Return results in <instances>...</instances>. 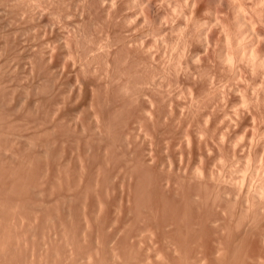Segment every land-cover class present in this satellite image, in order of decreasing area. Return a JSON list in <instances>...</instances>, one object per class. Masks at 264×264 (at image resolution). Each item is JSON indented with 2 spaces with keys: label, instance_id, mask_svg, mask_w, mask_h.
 I'll return each instance as SVG.
<instances>
[{
  "label": "rangeland",
  "instance_id": "1",
  "mask_svg": "<svg viewBox=\"0 0 264 264\" xmlns=\"http://www.w3.org/2000/svg\"><path fill=\"white\" fill-rule=\"evenodd\" d=\"M3 1L0 262L261 264L264 0Z\"/></svg>",
  "mask_w": 264,
  "mask_h": 264
},
{
  "label": "bare ground",
  "instance_id": "2",
  "mask_svg": "<svg viewBox=\"0 0 264 264\" xmlns=\"http://www.w3.org/2000/svg\"><path fill=\"white\" fill-rule=\"evenodd\" d=\"M6 1H8V0H6ZM13 1H14V4H15L16 0H13ZM18 1H20V3L22 2L21 0H18ZM194 1H195V0H194ZM196 1H197V0H196ZM198 1H199V0H198ZM210 1H212V0H210ZM219 1H220V0H219ZM222 1L224 2L225 0H222ZM234 1H235V0H234ZM2 2H3V5H4V4H5V3H4L5 1L2 0ZM2 2H1V3H2ZM201 2H202V1H201ZM206 2H208V1H206ZM213 2H214V0H213ZM216 2H217V1L215 0L214 4H215ZM263 2H264V1H263ZM20 3H19V4H20ZM210 3H211V2H210ZM220 3H221V2H220ZM261 3H262V2H261ZM261 3H260V4H261ZM146 4H149L148 1H147ZM194 4H195V3H194ZM217 4H218V3H217ZM235 4H236V3H235ZM1 5H2V4H1ZM197 5H198V4H197ZM199 5H200V3H199ZM219 5H221V4H219ZM226 5H227V4H226ZM231 5H232V4H231ZM13 6H14V5H13ZM17 6H18V3H17ZM17 6L15 5L16 8L14 7V8H13L14 10H12V11L17 10V8L19 7V6H18V7H17ZM146 6H147V5H146ZM149 6H150V5H149ZM216 6H218V5H216ZM222 6H223V5H222ZM239 6H241V5L239 4ZM147 7H148V6H147ZM223 7H224V6H223ZM226 7H227V8H226ZM226 7H225L226 10L229 9L228 6H226ZM241 7H242V6H241ZM241 7H240V8H239V7H236V8H237V9H236V12H235L236 15H234V16H236L237 18H235L234 16H233V17H234L235 19L238 20V21H236V24H238V25H236V27H239V28H241V30H242L243 28L245 29V28L249 27V24H251L252 22L248 24L247 20L245 21V19H244V16H245L244 13H245V12L242 14ZM256 7H257V6H256ZM261 7H263V6L261 5ZM0 8H1V6H0ZM11 8H12V6H11ZM217 8H219V7H217ZM217 8H216V9H217ZM231 8H233V7H231ZM251 8H252V7H251ZM219 9H220V8H219ZM234 9H235V8H234ZM244 9H246V8H244ZM252 9H253V8H252ZM18 10H19V9H18ZM18 10L15 12L16 15H18V14H17V13H18ZM208 10H209V9H208ZM210 10H211V9H210ZM222 10H223V9H222ZM222 10H221V11H222ZM259 10H260V9H259ZM0 11H2V8H1ZM12 11H11V12H12ZM217 11H218V10H217ZM221 11H220V12H221ZM234 11H235V10H234ZM251 11H252V10H251ZM220 12H219V14H220ZM226 12H227V11H226ZM231 12H232V11H231ZM248 12H249V11H248ZM256 12H257V11H256ZM256 12H255V13H256ZM258 12H259V11H258ZM1 13H2V12H1ZM205 13H207V11H206ZM208 13H209V12H208ZM208 13H207V14H208ZM210 13H211V12H210ZM213 13L215 14V12H213ZM261 13L263 14V11L260 12L259 14H261ZM195 14H196V12H195ZM195 14H194V15H195ZM216 14H217V13H216ZM262 14H261V15H262ZM14 15H15V14H14ZM210 15L213 16L212 14H210ZM226 15H227V14H226ZM243 15H244V16H243ZM256 15H257V14H256ZM256 15H255V16H256ZM211 16H210V17H211ZM215 16H216V15H215ZM217 16H218V15H217ZM246 16H247V14H246ZM246 16H245V17H246ZM14 17H16V16H14ZM192 17H194V16H192ZM213 17H214V16H213ZM213 17H212V18H213ZM218 17H219V16H218ZM229 17H230V16H229ZM229 17H228V21L226 20V21H227V24H229ZM231 17H232V15H231ZM262 17H263V16H262ZM215 18H216V17H215ZM215 18H213V21H214V20H215L214 22H217V21H218L217 24L220 23L219 21H220L221 19H220V20H216ZM250 18H251V16H250ZM250 18H249V19H250ZM260 18H261V17H260ZM217 19H218V18H217ZM230 19H231V18H230ZM235 19H234V20H235ZM246 19H247V18H246ZM194 20H196V18H195ZM211 20H212V19H211ZM255 20H257V19L255 18ZM255 20H252V21H255ZM259 20H260V19H259ZM261 20H262V19H261ZM204 21H205V20H204ZM209 21H210V19H209ZM209 21H208V22H209ZM213 21H212V22H213ZM222 21H223V18H222ZM222 21H221V24H220L221 26H222L223 24H226V23H223V24H222ZM250 21H251V20H250ZM195 22H196V21H195ZM197 22H199L198 25L202 24V23H200L199 20H198ZM197 22H196V23H197ZM201 22H202V21H201ZM214 22H213V23H214ZM223 22H224V21H223ZM232 22H233V21H232ZM259 22H260V21H259ZM193 23H194V21H193ZM203 23H204V22H203ZM205 23H206V22H205ZM230 23H231V22H230ZM234 23H235V22H234ZM207 24H209V23H207ZM207 24H206V25H207ZM210 24H211V22H210ZM227 24H226V25H227ZM253 24H254V23H253ZM256 24H257V22H256ZM202 25H203V24H202ZM213 25H215V23H214ZM213 25H212V26H213ZM230 25H231V24H230ZM230 25H228V26H230ZM232 25H234V24H232ZM207 26L209 27V25H207ZM210 26H211V25H210ZM218 26H219V24H218ZM218 26H217V27H218ZM223 26H224V25H223ZM228 26H226V29H228V28H227ZM257 26H258V25H257ZM200 27H201V26H200ZM213 27H214V26H213ZM234 27H235V25H234ZM250 27H252V25H250ZM253 27H254V26H253ZM253 27H252L251 29H250V28H249V29L252 30ZM203 28H205V27H203ZM215 28H216V26H215ZM221 28H222V27H221ZM221 28H220L219 30H221ZM232 28H233V26H232ZM258 28H259V27H258ZM260 28H261V27H260ZM262 28H263V27H262ZM196 29H197V28H196ZM200 29H201V31H202V28H200ZM205 29H206V28H205ZM216 29H217V28H216ZM229 29H231V28H229ZM229 29H228V30H229ZM236 29H237V28H236ZM222 30H223V29H222ZM228 30H226V32H227ZM233 30H234V28H233ZM237 30H238V29H237ZM239 30H240V29H239ZM239 30L236 31V32H239ZM245 30L248 31V29H245ZM181 31H183V30H181ZM208 31H209V28H208ZM223 31H224V30H223ZM223 31H221V32H223ZM243 31H244V30H242L241 32H242V33L245 32V33L247 34L246 31H244V32H243ZM252 31H253L254 33H252V34L248 33L247 35L244 34L245 37H246V36L249 37V34L252 36L253 34H255V31L257 32V33H256L257 36H258V35L260 36L259 33H261V31H260V32H258V30H255V31H254V29H253ZM206 32H207V31H206ZM209 32L211 33V31H209ZM213 32H214V31H212V33H213ZM217 32H219V31H217ZM231 32H232V30H231L230 32H228V33H231ZM234 32H235V30H234ZM236 32H235V33H236ZM249 32H250V31H249ZM204 33H205V31H204ZM204 33H203V35H204ZM212 33H211V34H212ZM242 33H240L238 36L241 37V36L243 35ZM263 33H264V31H263ZM199 34L201 35L202 32L199 31ZM208 34H209V33H208ZM223 34H224V36H225V33H223ZM232 34H233V33H232ZM241 34H242V35H241ZM183 35H184V34H183ZM188 35H189V34H188ZM218 35H219V34H218ZM234 35H235V34H234ZM236 35H237V34H236ZM184 36H185V35H184ZM204 36H206V35H204ZM208 36H210V35H208ZM208 36H207V37H208ZM214 36H215V35H214ZM254 36L256 37V35H254ZM259 36H258V38L261 39V40H262V38H264V35H263V37H262V34H261V36H260V37H262V38H260ZM182 37H183V36H182ZM186 37H187V36H186ZM220 37H221V36H220ZM228 37H231V36L228 35ZM240 37H239V39H240ZM248 37H247V38H248ZM252 37H253V36H252ZM197 38H198V37H197ZM200 38H201V37H200ZM200 38H199V39H200ZM202 38H203V37H202ZM222 38H223V35H222ZM222 38H221V39H222ZM225 38H227V37H225ZM225 38H224V39H225ZM237 38H238V37L234 38L233 41H235V39H237ZM242 38H243V36H242ZM242 38H241V39H242ZM247 38H246V39H247ZM258 38H257V37H256V38H253L251 41H250V39H248L250 42H249L248 40H245V38L242 39V40H244V41H242V42L240 41L241 39H240V40L238 39L236 42H239V43H241V44H239V46H238V45H235V46H237V47H239V48H237V47L234 46L235 49L237 48L238 50H239L240 48H243V49L245 48V49H246V47H247L248 50H246V51H247V53L249 54L250 59L252 60V61L249 60V61H250V64H255V65H256V66L254 67L255 69H256L257 67H258V68H260V67H261V68H264V51H263V50H264V47L261 48V50L263 49L262 51H261V50H258V49H259L258 47H257L258 49L255 48V50H258V54H257V53L255 52V50L252 48L253 46H254V47H255V46H258V45H259L258 43H260V42L263 41V40H262V41H259V42L256 41V39L259 40ZM182 39H183V38H182ZM199 39H198V40H199ZM215 39H216V38H215ZM221 39L219 38L220 41H221ZM227 39H228V38H227ZM227 39H226V41H227ZM230 39H231V38H230ZM254 39H255L254 42H258V43H254V42H253ZM183 40H184V39H183ZM185 40H186V38H185ZM216 40H217V39H216ZM219 40H218V41H219ZM222 40H223V39H222ZM202 41H204V40H202ZM220 41H219V42H220ZM226 41H224V43H225ZM229 41H230V40H229ZM245 41H248V42L244 43ZM206 42H207V40H206ZM216 42H217V41H216ZM236 42H235V44H236ZM263 42H264V41H263ZM185 43H186V42H185ZM222 43H223V42H222ZM226 43H230L229 47L231 46V42H226ZM226 43H225V44H226ZM242 43L244 44V47L241 46V45H243ZM251 43H252V44H251ZM219 44H220V43H219ZM237 44H238V43H237ZM245 44H246V46H245ZM249 44H250L251 46H250ZM254 44H258V45H254ZM261 44H263V43H260V45H261ZM185 45H186V44H185ZM260 45H259V46H260ZM182 46L184 47L183 43H182ZM217 46H218V45H217ZM220 46H222V45H220ZM262 46H264V45H262ZM262 46H261V47H262ZM222 47H223V46H222ZM226 47H227V46H226ZM226 47H225V48H226ZM229 47H227V48H229ZM220 48H221V47H220ZM227 48H226V50H231L230 48H229V49H227ZM231 48H232V47H231ZM217 49H218V48H217ZM221 49H222V48H221ZM237 49H236V52L238 51ZM243 49H241V50H242L243 52H245V51H244L245 49H244V50H243ZM222 50H223V49H222ZM232 50H233V49H232ZM232 50L230 51V53H228L229 55H226L225 60H224V58L222 59V60H224V61H226V60H227V61H231V66H232V64H233L232 62L234 61V60L232 59L233 57H232V55H231V54L233 53ZM241 50H240V51H241ZM224 51H225V50H224ZM240 51H239L238 53H239V54H242V53H240ZM259 51H261V52H263V53L260 54ZM219 52H220V51H219ZM231 52H232V53H231ZM222 53H223L224 55L227 54V53H225V52H223V51H222ZM234 53H235V52H234ZM238 53H237V54H238ZM247 53H246V54H247ZM220 54H221V52H220ZM235 54H236V53H235ZM237 54H236V55H237ZM243 54H244V53H243ZM248 54H247V55H248ZM196 55H197V57H198V52H197ZM194 56H195V53H193V57H194ZM239 56H241V58H236V59H240V60H241V59H242V55H239ZM243 56H244V55H243ZM193 57H192V58H193ZM222 57H224V56H221V58H222ZM235 57H236V56H235ZM235 57H234V58H235ZM245 57H247V56L245 55ZM245 57H244V58H245ZM247 58H248V57H247ZM247 58H245V60H246ZM197 59H198V58H197ZM231 59H232V60H231ZM248 59H249V58H248ZM243 60H244V59H243ZM224 61H223V62H224ZM241 61H242V60H241ZM247 61H248V60H246V62H247ZM219 62H220V61H219ZM234 62H235V61H234ZM244 62H245V61H244ZM246 62H245V63H246ZM224 63L226 64V62H224ZM236 63H237V62H236ZM238 63H239V61H238ZM238 63H237V64H238ZM246 64H247V63H246ZM248 64H249V63H248ZM248 64H247V65H248ZM227 65H228V64H227ZM229 65H230V63H229ZM235 65H236V64H235ZM235 65H234V66H235ZM240 65H241V64H240ZM253 66H254V65H252V66L250 65V66H249V69H250V67H252V69H253ZM237 67H238V66H237ZM237 67H236V70H237ZM240 67H242V65H241ZM232 68H233V67H232ZM242 68H244V67H242ZM261 68H260V69H257V70H258V71H259V70H262ZM244 69H246V68H244ZM234 70H235V69H234ZM240 70H241V68H240ZM257 70H255V71H257ZM232 71H233V70H232ZM244 71H245V70H244ZM252 71H253V70H252ZM233 72H234V71H233ZM241 72H242V71H241ZM248 72H249V71H248ZM261 72H262V71H261ZM263 72H264V71H263ZM236 73H237V71H236ZM238 73H239V71H238ZM243 73H244V72H243ZM243 73H242V74H243ZM245 73H246V71H245ZM249 73H250V72H249ZM249 73H248V74H249ZM246 74H247V73H246ZM246 74L241 75V76H245V77H246ZM253 74H256V73H254V71H253ZM262 74H264V73H262ZM238 75H239V74H238ZM238 75H237L236 77H238ZM248 76H249V79H250V74H249ZM248 76H247V77H248ZM255 76H258V75L256 74ZM255 76H254V81H255V79L257 78V77L255 78ZM245 77H244V78H245ZM261 77H262V76H261ZM240 78H241V77L239 76V79H240ZM242 78H243V77H242ZM259 78H260V77H259ZM247 79H248V78H247ZM263 79H264V76H263ZM263 79H262V80H263ZM257 80H258V79H257ZM262 80H261V81H262ZM244 81H245V79H244ZM254 81H253V83H254ZM263 81H264V80H263ZM258 82H259V81H258ZM249 83H250V81H249ZM253 86L257 87V86H258V83H257V85H256V84H255V85L253 84ZM262 86H263L262 89H264V85H263V83H262ZM262 86H261V87H262ZM245 87H246V86H245ZM258 87H259V86H258ZM261 87H260V88H261ZM239 88H240V87H239ZM253 88H254V87H253ZM237 89H238V88H237ZM242 89H243V88L241 87V90H242ZM246 90H247V87H246ZM251 90H254V89H251ZM239 91H240V89H239ZM239 91H237V92L239 93ZM244 91H245V90H244ZM261 91H262V90H261ZM240 92H241V91H240ZM242 92H243V91H242ZM245 92H246V91H245ZM245 92H244V94H245ZM247 92H248V91H247ZM255 92H256V91H255ZM260 93H261V92H260ZM260 93H259V94H260ZM262 93L264 94V91H263ZM239 94H240V93H239ZM239 94H238V95H239ZM241 94H242V93H241ZM248 94H249V93H248ZM248 94H247V95H248ZM252 94H253V93H252ZM252 94H251V95H252ZM257 94H258V93H257ZM259 94H258V96H259ZM247 95H246V97H247ZM240 96H241V95H240ZM248 96H250V95H248ZM260 96H261V95H260ZM260 96H259V98H260V99L262 98V99L264 100V97H263V96L260 97ZM243 97H245V96L242 94V98H243ZM247 98H248V97H247ZM251 98H252V96H251ZM262 99H261V101H262ZM238 100L240 101V99H238ZM241 100L244 101V99H241ZM249 100H250V98H249ZM249 100H248V101H249ZM253 100H254V99H253ZM239 101H238V103H239ZM250 101H251V100H250ZM250 101H249V102H250ZM253 102H255V101H253ZM253 102H251V103H253ZM257 102H258V101H257ZM263 102H264V101H263ZM236 103H237V101H236ZM240 103H242V101H241ZM240 103H239V104H240ZM244 103H245V101H244ZM247 103H248V102H247ZM259 103H260V102H259ZM234 104H235V103H234ZM234 104H233V107H234ZM239 104H238V105H239ZM256 104H257V103H256ZM256 104H255V105H256ZM260 104H261V103H260ZM238 105H236V106H238ZM240 105L242 106V108H244V107H243V104H240ZM245 105H246V103H245ZM248 105L251 106V104H249V103H248ZM253 105H254V104H253ZM263 105H264V104H263ZM263 105H260V106L264 107ZM18 106H19V105H18V103L16 102V107H15V108H17ZM258 106H259V104H258ZM258 106H257V107H258ZM239 107H240V106H239ZM253 107H254V106H253ZM257 107H255V109H256ZM18 108H19V107H18ZM251 108H252V107H251ZM245 109H246V108H245ZM17 110H18V109H17ZM241 110H242V109H241ZM241 110H240V111H241ZM243 110H244V109H243ZM247 110H249V109H247ZM251 110H252V109H251ZM256 110H257V109H256ZM263 110H264V108H263ZM15 111H16V110H15ZM235 111H236V110H235ZM253 111H255V110H253ZM261 111H262V110H261ZM16 112H18V111H16ZM242 112H243V111H242ZM248 112H249V111H248ZM255 112H256V111H255ZM263 112H264V111H263ZM235 113H237V112H235ZM253 114H255V113H253ZM260 114H261V113H260ZM236 115H239V114L237 113ZM256 115H258V114H256ZM258 116H259V115H258ZM236 117H237V116H236ZM239 117H240V115H239ZM241 117H242V116H241ZM241 117H240V120H241ZM251 117H252V116H251ZM256 117H257V116H256ZM230 118H231V117H230ZM253 118H254V116H253ZM257 118H258V117H257ZM259 118H260V117H259ZM232 119H234V118L232 117ZM242 119H243V118H242ZM234 120H235V119H234ZM258 120H259V119H257V121H258ZM261 120H263V119H261ZM231 121H232V120H231ZM238 121H239V120H238ZM252 121H254V120H252ZM240 122H241V121H240ZM255 122H256V121H255ZM258 122H260V121H258ZM261 122H262V121H261ZM226 123H227V122H226ZM227 125H228V124H227ZM257 125H258V123H257ZM257 125H255V126L257 127ZM261 125H263V123H262ZM261 125H260V126H261ZM249 126H250V125H249ZM251 126H252V124H251ZM253 126H254V125H253ZM238 127H239V126H238ZM243 128H244V129H245V128L247 129V126H246V127H243ZM249 128H251V127H249ZM253 128H255V127H253ZM257 128L259 129V127H257ZM260 128H261V127H260ZM244 129H242V130H244ZM246 129H245V130H246ZM254 130H255V129H254ZM248 131H249V130H248ZM255 131H257V129H256ZM250 132H251V130H250ZM252 132H253V131H252ZM252 132H251V133H252ZM246 133H247V132H246ZM248 133H249V132H248ZM248 133H247V134H248ZM251 133H250V134H251ZM247 137H248V136H247ZM248 138H249V137H248ZM248 138H247V139H248ZM252 138H253V137H252ZM252 138H250V139L252 140ZM244 140H245V139H244ZM262 156H263V155H262ZM261 160H262V159H261ZM263 161H264V160H263ZM259 162H260V161H259ZM260 164H261V163H260ZM262 165H264V164H262ZM263 167H264V166L261 167V170H262ZM263 170H264V168H263ZM263 170H262V171H263ZM255 172H256V171H255ZM261 173H262V172H260V175H261V176L264 175V174H261ZM261 176H260V177H261ZM216 177H217V176H215V178H216ZM262 178H263V177H262ZM259 179H260V178H259ZM260 180H261V179H260ZM260 180H259V181H260ZM262 181L264 182V179H263ZM262 181H261V182H262ZM242 182L244 183V180H243ZM242 182H240V183H242ZM249 182H250V181H249ZM261 182H259V183H261ZM263 182H262V183H263ZM245 183H246V182H245ZM247 183H248V182H247ZM259 183H258V184H259ZM254 184H255V183H254ZM256 184H257V183H256ZM256 184H255V186H254L255 190H256V187L258 186V185H256ZM243 185H244V184H243ZM245 185L248 186V184H245ZM249 185H250V184H249ZM252 185H253V182H252ZM262 185H264V184H262ZM240 186H241V184H240ZM259 186H260V187H259ZM259 186L257 187V190H256V191H257L256 194H257V196H258L257 199H255L256 196H255L254 192H253V191L251 192V190H253V188H252L251 190L249 189L250 192L253 193L254 196H255V197H254V200H257V201H258V198H259V199L261 198L260 201L264 199V186H261V184H259ZM251 187H252V186H250V188H251ZM247 188H248V187H247ZM244 189H245V188H244ZM244 189H243V190H244ZM256 191H255V192H256ZM248 192H249V191H248ZM253 194H252L251 196H253ZM249 197H250V195H249ZM229 199H230V198H229ZM246 199H247V198H246ZM248 199H249V198H248ZM250 199H251V197H250ZM250 199H249V201H250ZM251 200H253V199H251ZM249 201L247 200V203H248ZM257 201H255V203H256ZM251 202H252V201H251ZM262 202H263V203H262ZM262 202H261V203L264 204V201H262ZM255 203H254V201H253V205H255ZM258 203H259V205H258V204H256V205H258L257 208H259L258 210H260V209H261L260 207H262L263 205L261 206V205H260L261 203H260L259 201H258ZM251 205H252V203H251ZM251 205H248V206H251ZM254 207H255V206H254ZM257 208H256V209H257ZM263 208H264V207H263ZM249 209H250V207L248 208V211H250ZM251 210H253V211H251V212H254V211H255V208H251ZM263 210H264V209H263ZM248 211H247V212H248ZM261 211H262V210H260V213H262V214L258 213L257 210L254 212V214L257 212V213H256L257 215L260 214L261 216H264V215H263V212H264V211H263V212H261ZM251 212H249L248 214H250ZM254 214H253V220H252V221H254V220H255V217H256V214H255V215H254ZM260 215L258 216L259 218H261ZM248 216H249V215H248ZM258 217H257V218H258ZM263 218H264V217H263ZM249 219H252V218L249 217ZM257 220H258V219H257ZM261 220H262V219H261ZM259 222H261V221H259ZM252 223H253V222H252ZM257 223H258V222H257ZM255 224H256V223H255ZM259 224H260V223H259ZM0 225H2V224L0 223ZM261 230H263V229H261ZM263 233H264V231L262 232V234H263ZM263 236H264V235H262V237H263ZM263 238H264V237H263ZM4 243H6V242H3V244H4ZM1 244H2V243H0V245H1ZM3 244H2V245H3ZM2 245H1V246H2ZM4 245H5V244H4ZM1 246H0V248H1ZM4 247H5V246H4ZM2 248H3V247H2ZM5 248H6V247H5ZM5 248H4V249H5ZM0 250H2V249H0ZM5 250H6V249H5ZM6 251H7V250H6ZM4 252H5V251H4ZM4 252H3V253H4ZM1 254H2V252H0V256H1ZM3 255H4V254H3ZM1 257H3V256H1ZM4 258H5V257H4ZM0 259L2 260V258H0ZM6 260H7V259H6ZM3 261H4V259H3ZM3 261H1V262H3ZM1 262H0V264H1ZM15 262H16V264H17V262H19V260L16 261V259H15ZM261 262H262V261H261ZM261 262H258V263H261ZM263 262H264V261H263ZM263 262H262L261 264H264ZM5 263H7V261H6ZM19 263H20V262H19ZM3 264H4V262H3Z\"/></svg>",
  "mask_w": 264,
  "mask_h": 264
}]
</instances>
